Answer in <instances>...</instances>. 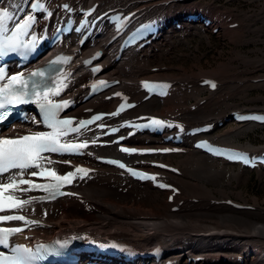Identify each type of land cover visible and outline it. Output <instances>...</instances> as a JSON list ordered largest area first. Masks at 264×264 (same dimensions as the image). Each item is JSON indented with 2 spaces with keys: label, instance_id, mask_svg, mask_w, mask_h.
<instances>
[{
  "label": "bare ground",
  "instance_id": "6f19581e",
  "mask_svg": "<svg viewBox=\"0 0 264 264\" xmlns=\"http://www.w3.org/2000/svg\"><path fill=\"white\" fill-rule=\"evenodd\" d=\"M49 1L52 5H56L62 0ZM132 1L134 0H80V3L89 6L99 2V11L104 12L118 6H125ZM173 1L175 3H172L170 7L177 5L175 14L176 11H182L178 7L179 5L190 2L186 0ZM136 6H132L130 10ZM161 8L156 4L153 10ZM197 30L199 31V29ZM171 38L172 35H167L159 40L155 45L159 48L158 51L146 48L139 54L129 52L117 63L112 60L116 51L115 46H104L105 40L100 38L94 41L105 50L104 75L121 80L122 88L126 91L137 95V82L141 79L167 78L174 83L176 95L171 98L167 97L165 100L153 98L142 103L130 113V117L155 113L184 120L190 127L207 123L209 118L224 119L230 111L236 110L237 107H231L232 105L230 108L220 110L221 101L220 97H216V93V96L212 94L207 97L206 102L202 105L200 101L204 99L199 100L195 111H192L191 107L184 106V87L193 84L196 80L202 81L203 78L200 79L196 76L200 71L196 75L184 71L180 76H177L174 74L175 71L170 74L169 68L166 67L160 68L154 74L150 72L151 67L165 65L162 62L155 65L154 61L158 59L161 61V58L164 57L167 50L165 47L167 44L169 45L168 42ZM69 40L74 42L72 37ZM86 49L93 50L88 45L84 48V50ZM219 68L216 69L219 70ZM74 69L76 75L82 73V77L71 86L68 95L76 97L85 93L89 78L88 74L77 68V64ZM220 70L219 72H222ZM213 73L216 74L214 70ZM212 74L210 72V75ZM219 75L220 81L234 78V75L229 71H226L225 75L222 73ZM223 85L225 86V84ZM224 95L226 96V94ZM114 105V101L102 102L100 99H94L82 105L81 108L111 110ZM252 111L254 110H245L242 113ZM252 127L255 125L247 124L210 136L220 144L241 148L244 146L234 145V143L237 142L238 136ZM146 140L147 137L140 136L138 138V142L141 144H144ZM245 148L253 150L255 153H260L264 149L254 148L251 144ZM176 157H180L176 160V164L181 168L182 176L172 175L171 182L180 187L181 194L176 197L173 204L167 201L168 193L155 190L150 184H140L122 178L112 168L100 169L94 179L76 184L73 188L76 193L74 196L53 203L25 205L22 208V213L28 217V222L23 221L22 223L26 224L28 229L24 233V238L32 240L34 236H40L52 239L57 235L64 238L69 236L83 239L94 237L100 240L114 238L130 243L143 251L152 249L156 244H164L170 254L180 259L181 264H193L188 260L196 257H204V261L197 262V264H240V259H244L245 264H264V209L260 207L258 200L255 199L253 203L256 210L249 212L237 211L219 203L221 200L230 198V192L222 185L227 178L230 166L221 160L213 159L192 149L185 156L171 155L163 158L171 160ZM233 169L234 175L229 178L230 185L233 184V179H236L239 184L248 182L251 177L249 170L240 169L238 166L237 169L232 168L230 171ZM258 171L262 176L263 171ZM21 192L24 195L27 194ZM238 196L244 199L243 192H240ZM179 201H183V205L177 212H172L171 208L177 206ZM45 210L47 215H44ZM33 220L40 223L33 224L31 223Z\"/></svg>",
  "mask_w": 264,
  "mask_h": 264
},
{
  "label": "snow or ice",
  "instance_id": "6c2138e0",
  "mask_svg": "<svg viewBox=\"0 0 264 264\" xmlns=\"http://www.w3.org/2000/svg\"><path fill=\"white\" fill-rule=\"evenodd\" d=\"M21 3H27L30 5L28 10L23 7H19L18 4L9 3L8 6H0V57H4L9 53H17L20 57H24L29 53L36 51L37 33L34 30V26L38 22L37 15H34L37 9H42L46 13L47 17H51L53 13L46 9L44 3L41 0H21ZM63 9L72 11V8L68 3L62 5ZM94 11V8L87 9V13ZM85 13V14H87ZM19 14V15H17ZM133 14L128 13L125 17L127 20ZM120 25L117 26L119 29ZM28 37H31L30 39ZM43 39V37H39ZM83 44V40L80 41ZM100 52L95 53V57H99ZM65 60H70V57H64ZM85 64H89L90 61H84ZM100 65L97 64L92 71L99 72ZM46 76V71L43 69H35L31 75L26 79L22 72H15L8 75L4 68L0 67V81L7 79V83H0V121H4L9 114L13 111L14 106H18L23 102L33 100L36 102L39 108L38 116H30L29 120L35 124H43L47 126L50 131L35 130L29 133L18 136H0V174L10 173L8 181L0 182V210L17 209L26 203L25 200L18 198L17 196L8 194L10 190L16 189L21 185H27L29 188L22 189V191L43 190L47 193L42 199H50L61 192V189L65 185H70L74 180L81 175H87L89 169L82 165H75L74 169H69L63 173L59 172L55 167H47L46 165L53 161L51 153L57 154H81L83 150L87 149L90 143H97L94 139H79L74 140L68 137L69 133H79L83 127L87 124H91L92 121L100 120L104 113H97L91 116L90 119H79L77 124L73 121L77 120V117L70 115L61 116V111L73 104L72 99H53L54 95H59L67 84L64 79L57 77L55 82H51V85L44 82L43 78ZM32 77H39L41 80H32ZM31 81V83H29ZM97 83L100 85L107 84V81L100 80ZM97 83H93L91 88L95 92ZM145 86L149 82H143ZM210 83L213 88L216 87L215 82L205 81ZM159 87H167L166 84L158 85ZM113 95L121 96V93H113ZM123 108V104L120 105ZM108 115H115V113H109ZM244 119V117H239ZM257 120L264 121V116L255 117ZM128 124V121H124ZM171 122L159 119L155 116L151 117V125L162 126ZM144 125H136V127H143ZM96 127L104 129L106 125L101 122ZM207 128H211L212 125H206ZM180 132L184 131V126H179ZM109 132L115 133L117 128L109 127ZM192 132L198 131V129H192ZM131 134V133H129ZM120 137L119 139H122ZM112 141H104V143H111ZM198 147H207L210 152L229 155L227 152H221L219 149L214 148L207 141L198 142ZM122 151L125 153H149V152H169L172 149H154V148H136V147H122ZM47 153L48 155H45ZM100 159H106L99 157ZM229 158L234 161H243L248 163V158L241 153H234L229 155ZM65 163L71 164L72 161L66 160ZM113 164L119 165L121 168H127V171L137 177H149L156 180L157 174H150L146 171H140L131 167H128L121 160H112ZM163 167H170L168 165H162ZM16 170V171H10ZM178 171V170H177ZM28 177H44L50 178L47 183H38ZM159 183V181H157ZM161 187L171 188L172 185L161 184ZM171 198V197H170ZM35 197L29 196L28 201H32ZM44 215H47L45 210ZM24 221L28 222V217L22 214H0V222L7 221ZM33 224H39L37 220L31 221ZM25 225H19L15 227H3L0 226V247L4 250H0V264H39L45 256L49 253H54L57 249L50 244H37L35 248L29 247L25 243H11V236L15 233L23 231ZM56 244L61 247L67 244V241H56ZM119 247V245H117Z\"/></svg>",
  "mask_w": 264,
  "mask_h": 264
},
{
  "label": "rangeland",
  "instance_id": "374dc122",
  "mask_svg": "<svg viewBox=\"0 0 264 264\" xmlns=\"http://www.w3.org/2000/svg\"><path fill=\"white\" fill-rule=\"evenodd\" d=\"M192 1L186 2L182 5H179L178 7H180L182 11L189 12L191 10L190 7L197 6L198 10H206L208 14L211 15V17H216L217 20H219L221 16L219 12L226 13L228 16L232 15L233 19L230 22H226L227 16L219 25L216 24L213 28H221V30H219V32L216 34L212 32V27L208 28L206 32H202L201 29H199V31L197 29L188 32L186 31V33H183L184 30L176 31L172 34V38L168 42L169 45L167 44L165 47L167 50L164 57L161 58V61L160 59L155 60V65L161 64L162 62L168 66L170 74H173V71H175L174 74L177 76H180V74L184 73V71H187L189 74L193 73L195 75L198 71H200L201 73L198 72L196 75L197 77H200V79L204 77L218 78L220 77L219 74L222 73L225 75L226 71H229V73L234 75V78L226 81H220V78H218V80L222 83V86L220 87L219 92H215L217 96L215 93H213L216 97H220L219 100L221 101V104H218L219 109H227L230 108L231 105V107H237L238 109L240 108L243 110L263 109L264 82L257 84H252L250 82L251 79L264 76V0ZM234 20L240 24L238 28L224 29L225 25L235 23L236 21ZM155 51L158 50L155 49ZM216 68H219V70L221 69L220 71L222 72H219V70ZM213 70L216 72V74L213 73L214 75L212 74ZM205 72L207 74L209 72V74L207 75ZM210 72L213 76L210 75ZM196 81L194 83H196ZM223 84H225V86ZM226 85L229 87H226ZM201 90L202 89L198 88L197 86H194L193 89H189V92L186 90V88H184V106L191 107V104H197L199 100L206 99L212 95H210V93H208L206 90ZM223 93L226 94V96ZM234 127L239 126L228 124L227 126L216 130L214 134L217 135L228 129L232 130ZM237 144H240L244 147L248 146V144H251L254 148H264V127L255 126L251 129H248V131L238 136V140L236 143H234V145ZM177 159H180V157H176L175 159L173 158L171 159L172 161H170L176 163ZM167 160L169 161V159ZM228 166L230 165L228 164ZM232 168L237 169L238 166L229 167L227 178L222 184L230 192L229 197L233 200L246 204L249 203L252 205H254L253 203L255 202V199H257L260 207L264 209V171L262 176L258 171H250L251 177L248 182H242L239 184L236 179H233V184L230 185L229 178L230 176L233 177L234 175V169L233 171H230ZM240 192H243L244 199L239 198L238 195Z\"/></svg>",
  "mask_w": 264,
  "mask_h": 264
}]
</instances>
